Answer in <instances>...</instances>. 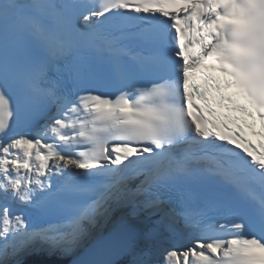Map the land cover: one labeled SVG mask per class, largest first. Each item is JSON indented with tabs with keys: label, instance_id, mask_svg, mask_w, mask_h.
Returning <instances> with one entry per match:
<instances>
[{
	"label": "snow or ice",
	"instance_id": "snow-or-ice-1",
	"mask_svg": "<svg viewBox=\"0 0 264 264\" xmlns=\"http://www.w3.org/2000/svg\"><path fill=\"white\" fill-rule=\"evenodd\" d=\"M0 264H264V0H0Z\"/></svg>",
	"mask_w": 264,
	"mask_h": 264
},
{
	"label": "bare ground",
	"instance_id": "bare-ground-1",
	"mask_svg": "<svg viewBox=\"0 0 264 264\" xmlns=\"http://www.w3.org/2000/svg\"><path fill=\"white\" fill-rule=\"evenodd\" d=\"M115 231H116V230H115ZM113 232H114V231H113ZM108 233H109V232H108ZM108 233H107V234H108Z\"/></svg>",
	"mask_w": 264,
	"mask_h": 264
}]
</instances>
